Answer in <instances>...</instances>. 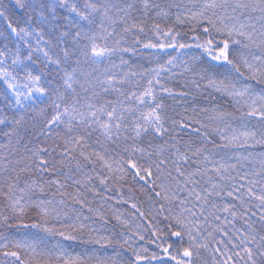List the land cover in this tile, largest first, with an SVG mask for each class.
Returning a JSON list of instances; mask_svg holds the SVG:
<instances>
[{
	"label": "trees",
	"instance_id": "trees-1",
	"mask_svg": "<svg viewBox=\"0 0 264 264\" xmlns=\"http://www.w3.org/2000/svg\"><path fill=\"white\" fill-rule=\"evenodd\" d=\"M93 2L98 6L104 4V0ZM206 2L149 0L150 7L145 9L143 0H108L106 18L92 13L91 22L81 21L80 26L95 35L98 45H107L115 51L105 57L102 64L95 65L81 51L77 65L76 57L69 61L63 58L65 47H73L71 37L65 44L63 39H57L59 32L52 31L50 26L38 40L35 24H26L28 18L23 11H8L14 8V0H0L3 5L0 10H5V16L0 18V60L3 61L0 74L6 71L8 81L25 94L29 88L45 89L44 95L34 93L30 101L23 102L24 107H18L11 100L5 101L7 84L0 78V115L6 113L9 116L4 124H0V245L5 246L0 247V262L11 264L13 258L3 253L17 251L25 264H136L135 251L148 258L142 264H175L162 248L171 245L170 251L176 254L177 249L182 251L190 243L187 236L181 244L171 235L176 228L174 218L179 207L174 199L164 200L155 195L162 191L159 181L153 184L138 177L134 179L125 162L139 161L146 165L162 156L171 161L176 158L178 148L181 155L187 153L194 161L190 165L180 162L181 167L190 171L198 167L210 170L217 162L226 167L235 165L234 170L229 169L232 175L260 170L264 163V144L254 143L245 133L255 132L257 140L264 133V121L259 115H247L252 110L249 105L253 100L257 109L264 105L259 96L264 84L242 81L255 89L257 95L251 97H232L210 85V79L217 83L226 77L234 81L236 73L230 71L229 65L213 60L206 50L210 48L216 52L223 46L222 41L228 39L226 33L216 31L208 23L209 19H216L213 12L222 16L223 10L209 9L204 11L203 18L200 16ZM252 2L258 3V0ZM74 3L80 10H85V0H74ZM129 4L134 5L131 11H121ZM227 10L231 12V8ZM57 11L60 23H67L63 17L69 14L64 9ZM253 15L259 17L258 12ZM9 23L13 27L27 28L29 34L23 39L17 37L8 28ZM253 23L260 27L258 19ZM206 27L209 28L207 33ZM166 32L175 37L176 47H168L172 39L164 35ZM208 40L213 43L207 45ZM146 43L156 47L146 48ZM86 44L89 40L83 39L77 47L82 49ZM180 44L185 47H179ZM29 47L34 50L31 60L27 59ZM37 48L39 50H35ZM44 51L48 52V58L43 55ZM259 55V44L249 48L230 44V59L246 76L249 73L240 62L241 58L253 62V56ZM49 58L54 62L49 63ZM14 59L18 63L13 64ZM55 61H61L59 67ZM68 64H71L69 72L75 69L71 88L64 86L63 69ZM28 73L40 77L38 85L28 79ZM149 81H152L153 96L145 97V100L160 105L156 111L162 116L167 131L156 135L150 130L136 137L135 127L137 123H143L140 114H146L150 108L139 103L132 93L142 94L149 88ZM57 104L59 109L55 107ZM89 105L93 106L92 111L101 107L107 111L114 107L117 115L123 117L113 121L120 123L121 128L119 132L113 129L112 140H107L103 130L91 123ZM65 108L69 109L67 115L61 116L65 123L48 128L52 117L58 112L63 113ZM12 116L19 122L14 123ZM70 117L71 132L67 127ZM85 119L91 128L82 123ZM101 121L106 122L107 116L101 117ZM193 129H199V132ZM89 131L91 136L87 135ZM219 133L235 139L228 143ZM70 136L85 137L83 147L75 146V152L71 154L74 158H63L58 148L53 153L55 170L38 171L36 165L41 157L53 158L39 150H51L57 145L63 147ZM209 140L216 143H209ZM204 148L208 151L203 155H193L197 149ZM97 153L112 164L111 170L100 161ZM204 156H209L210 162H205ZM168 167H172L171 163ZM151 170L153 176L147 179L155 180L156 169ZM166 175V172L162 174L161 179L169 184ZM208 175L215 178L217 174L209 171ZM171 186L174 190V182ZM45 220L47 224H44ZM33 225L52 228L57 234L46 233ZM235 227L243 231L244 221H235ZM60 231L75 239L64 240L58 234ZM214 236L215 239L203 233L199 237L198 242L207 247L198 249L199 255L193 257L194 264H222L225 257L215 251L218 247L223 250V245L217 243L222 237L219 233ZM223 239L226 243L228 238ZM17 241L24 247L16 248ZM29 245L35 246L36 252ZM145 248L147 252L143 251ZM41 249L51 251V255H38ZM61 249L66 255H57ZM229 249V255L234 251H240V257L245 255L240 249H231V245ZM153 254L157 259H152ZM240 257L233 256L235 264H246V259Z\"/></svg>",
	"mask_w": 264,
	"mask_h": 264
},
{
	"label": "snow or ice",
	"instance_id": "snow-or-ice-1",
	"mask_svg": "<svg viewBox=\"0 0 264 264\" xmlns=\"http://www.w3.org/2000/svg\"><path fill=\"white\" fill-rule=\"evenodd\" d=\"M144 8L150 7L149 0H143ZM108 0H104V4L97 5L93 0H85V10L82 11L74 3V0H14V8L9 9L10 13H14L16 9H19L25 13L27 16L26 24H35V35L37 39L43 38V33L45 29H49L51 26L52 31H58V40L63 39L65 44H68V37H71L72 48L65 47L63 52L64 61L71 60L72 57H76L75 63L78 65L80 63L79 54L82 51L83 56L88 59L92 64H102L105 57L109 56L111 52L115 49H109L107 45H98L96 43L95 35L91 34V31H84L80 26L81 21L91 22L92 13H99L102 17L106 18L108 15L109 8L107 7ZM115 6V5H113ZM134 5L129 4L126 8H122L121 11L127 13L131 11ZM157 7H159L157 5ZM221 9L223 10V15L220 16L216 12H213V16L216 17L215 20L209 19L208 23L211 24L216 31L227 34L228 39L222 41L223 46L218 49V51L213 52L210 48H206L209 55L213 60L218 61L222 64L230 66V71L236 73V78L234 81L225 80L217 83L214 79H210L209 83L211 86L215 87L217 91L232 97H244V96H254L257 95L255 89L251 84L243 83L242 81L253 80L257 84H264V0H258V3H253L252 0H207L204 10L201 11L200 16L203 18L204 11L209 9ZM228 8H231V12H228ZM0 9H3V5H0ZM57 9H64L69 16L63 17L67 23H60L61 17ZM259 13V17L253 15V13ZM159 14V13H158ZM167 15V13H164ZM5 16V10H0V18ZM78 17L79 19H75ZM179 19V18H178ZM260 23V27L257 28L253 20H257ZM136 27V25H133ZM8 28L17 37L23 39V36L28 35L27 28L13 27L11 23L8 24ZM73 29H75L73 31ZM141 32L144 31L143 28L139 29ZM157 30H159L157 28ZM125 31H128L126 28ZM207 33L209 28H204ZM23 34V35H22ZM165 36H169L172 42L168 47H176L175 37L172 36L171 32L164 33ZM83 39H88L89 44L84 45L82 49L77 47L80 41ZM48 43V41H44ZM118 43V41H117ZM139 43V41H137ZM213 42L208 40L207 45H211ZM230 44H240L244 48H249L252 45L259 44L261 49V55L253 56V62H249L246 58H241L242 65L247 69L248 75L246 76L244 72L240 70L237 64L230 59ZM198 47H205V45H197ZM146 48H154L156 45L152 43L144 44ZM161 48L164 47L163 44L160 45ZM179 47L183 48L185 45L180 44ZM75 49V50H73ZM35 50H39L38 48ZM33 49L29 47L27 54V59H32ZM127 51V49H125ZM2 55V53H0ZM43 55L48 58V52L44 51ZM49 58V63H53ZM3 61L0 60V64ZM18 63L16 59L13 60V64ZM58 67L61 61H55ZM171 63V61H169ZM71 64L64 67V86L67 88L72 87L71 81L75 75V69L72 72L68 71ZM155 71V70H154ZM28 79L32 81L33 84H39L40 77L32 76L31 73L27 74ZM8 73L4 71L0 74V78L5 80L7 84L8 92L5 93V101L11 100L16 106L24 107V101H30L33 94L37 93L39 95L45 94V89L41 87H36L35 89L29 88V91L25 94L21 92L17 85L11 83L7 79ZM107 83L111 85V80ZM149 88H147L142 94L137 95L132 93V96L136 98L141 104H146L150 110L145 114L141 112V119L143 123H137L135 127V136L139 137L142 134L148 133L150 130L155 132L156 135H163L167 129L164 127L162 116L156 111L160 107L159 104L149 102L145 100V97H152V81H149ZM239 85V86H238ZM107 91V89H105ZM259 96L264 100V89L261 90ZM131 99V97H129ZM34 102V101H33ZM237 103L239 101L237 100ZM255 100L249 107L252 109L247 113L248 116H257L261 121H264V105H261L259 109L255 106ZM8 106L7 103L5 105ZM59 109V104L55 105ZM92 105H89V115L92 118L91 123L99 126L103 130V135L107 140H112L113 129L119 132L121 128L120 123H113V121H120L123 119L122 116L117 115L116 109L113 107L111 110H105L103 107L92 111ZM134 110V109H132ZM74 111V109H73ZM69 112L68 108L64 109L63 113H57L48 123L47 127L51 128V125L60 123H65L61 120V116L67 115ZM99 112V116L97 115ZM107 116V121L102 122L101 117ZM9 119L8 114L0 115V124H4ZM14 123H18L15 116L11 117ZM71 117L67 122V127L69 132H71ZM84 124H88L87 119L82 121ZM91 128V124H88ZM199 132V129H193ZM219 132V130H217ZM43 134V133H42ZM91 136V132L87 133ZM222 139L227 140L228 143L232 142L231 139L224 133H219ZM246 136L251 137L254 143L264 144V133L261 134V139H256L255 132L245 133ZM119 137L117 136V139ZM85 137L70 136L64 143L63 147L57 145L51 150L47 148L40 149V152H46L49 156L53 158L51 160L41 157L39 159L36 168L40 172H49L55 170V157L53 153L60 149V155L66 159L74 158L71 154L75 152V146L79 145L83 147ZM209 143L215 144V140H209ZM70 145L72 147H70ZM226 146V145H225ZM125 151H128L126 148ZM133 152L136 149H132ZM143 152V149L140 150ZM163 150H161L162 152ZM206 148L197 149V152L193 155H203ZM83 156V151L80 152ZM211 155V153H209ZM100 161L111 170L112 164L109 163L105 157L100 156L97 153ZM175 159L168 161L166 157H161L158 160H154L146 165L140 164L139 161L128 160L125 163L128 164V168L131 170V174L135 179L138 177L140 180L145 181V183L156 184L159 181V187L162 191L155 192V195L161 197L164 200L174 199L176 205L179 207V212L175 216L176 228L172 231L171 235L177 238L178 243H183L184 237L189 238L188 247L183 248L181 251L177 249L176 254L170 251L171 245L168 247H163V253L167 254L168 259L174 261L175 264H194V255L198 256L199 248H206V244H201L198 242L199 237L203 233H207L208 236L215 239L214 233H219L222 239L217 241L218 244L223 245V250L221 248H216L215 251L219 252L225 257L222 264H235L233 261V256L240 257V251H234L232 255H229V245L231 249H240L245 254L241 259H246V264H264V163L261 164L259 171H246L244 173L237 172L236 175H232L229 169H235V165H228L227 167L218 162L214 164L212 169H207L205 167L201 170L199 167L195 171H190L188 168L181 167V161L185 165H190L194 163L187 153L181 155L180 150L177 148L175 151ZM85 159H90L85 157ZM205 162L209 161V156H204ZM171 163L172 167L169 168L168 164ZM156 169V179L149 180L153 176L152 168ZM173 169L175 170V175H173ZM123 171V169H121ZM215 172L217 175L214 178L208 175V172ZM167 173L166 179L169 184H165L161 179V175ZM227 174V175H226ZM199 177V179H197ZM206 177V179H205ZM225 181H227L225 183ZM103 182V181H102ZM175 184V189L172 188V183ZM52 183H58L57 181H52ZM76 183H80L77 181ZM11 191V189H10ZM135 207V205H133ZM15 210V208H14ZM45 215L47 213L45 212ZM244 221V230L241 231L235 227V221ZM47 224V221H44ZM231 226V227H229ZM33 227H41V229L49 234H57L52 228L42 227L41 225H33ZM259 228V231L257 230ZM64 240H74L75 237L70 234H65V232L60 231L58 233ZM223 238H228L227 242ZM192 241H197L193 244ZM238 241V242H237ZM0 247H5L0 245ZM16 248L24 247V245L17 241L15 243ZM33 252H36V247L29 245ZM59 247V245H58ZM160 247V245H157ZM194 249L196 250L194 252ZM147 252L148 249H143ZM5 256L13 258L11 264H25V261L21 259L17 251H5L3 253ZM38 255H51V251L45 252L43 249L40 250ZM57 255H66V253L61 249ZM136 257V264H142V261L148 259L147 257L140 256L139 253L134 251ZM152 259H157V256L153 254ZM0 264H7V262H0ZM67 264V262H66ZM219 264V262H218Z\"/></svg>",
	"mask_w": 264,
	"mask_h": 264
}]
</instances>
